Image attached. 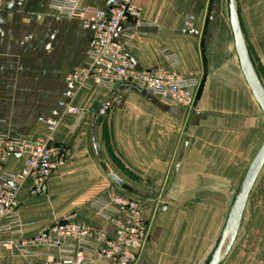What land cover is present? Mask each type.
<instances>
[{
  "label": "crops",
  "instance_id": "crops-1",
  "mask_svg": "<svg viewBox=\"0 0 264 264\" xmlns=\"http://www.w3.org/2000/svg\"><path fill=\"white\" fill-rule=\"evenodd\" d=\"M55 1L4 0L0 11V133L35 141L55 119V140L70 149L45 193L33 195L30 180L22 186L23 228L6 235L14 244L0 247V264H36L45 253L57 255V249L19 244L67 215L112 234L99 212L112 194L137 199L151 224L139 264H204L264 142V112L238 61L228 1L133 0L141 26L127 25L118 36L139 67L165 65L169 50L179 57L181 74L201 75L190 110L134 82L77 88L69 76L87 65L95 27L63 14ZM114 1L77 0L101 10ZM236 2L264 83V0ZM72 107L79 113L69 112ZM24 163L11 157L4 168L16 172ZM258 194L263 202L264 180Z\"/></svg>",
  "mask_w": 264,
  "mask_h": 264
},
{
  "label": "built area",
  "instance_id": "built-area-1",
  "mask_svg": "<svg viewBox=\"0 0 264 264\" xmlns=\"http://www.w3.org/2000/svg\"><path fill=\"white\" fill-rule=\"evenodd\" d=\"M55 7L95 27L87 65L76 67L69 76L77 88L97 85L113 89L121 83L134 82L166 104L194 108L202 84L198 72L181 74L179 57L169 50L164 51L165 65L139 67L118 38L127 25L132 29L141 26V8L133 0H115L108 10L81 7L77 0H56ZM3 8L4 0H0V11ZM68 111L79 113L74 107ZM58 127V120L48 119L45 134L35 141L0 133V247L11 248L14 243L6 235L22 231L18 206L24 183L31 181L33 195L45 193L50 177L69 157L67 145L55 140ZM11 157L25 158L19 171L5 170ZM99 204L100 214L114 229L112 234L67 215L37 235L24 239L19 246L59 250L57 255L45 253V259L36 264H139L150 238V222L142 204L118 194ZM22 249L31 255L26 248Z\"/></svg>",
  "mask_w": 264,
  "mask_h": 264
},
{
  "label": "water",
  "instance_id": "water-1",
  "mask_svg": "<svg viewBox=\"0 0 264 264\" xmlns=\"http://www.w3.org/2000/svg\"><path fill=\"white\" fill-rule=\"evenodd\" d=\"M228 1V13L233 33L234 45L238 61L244 78L250 87L260 108L264 112V83L257 71L251 55L247 38L241 23L236 0ZM103 107L98 109L100 112ZM264 169V142L258 150L250 167L248 168L232 201L223 229L216 244L204 264H221L230 252L240 231L244 214L248 206L251 193L257 180ZM109 177L118 185L123 186V181L113 173Z\"/></svg>",
  "mask_w": 264,
  "mask_h": 264
},
{
  "label": "rangeland",
  "instance_id": "rangeland-1",
  "mask_svg": "<svg viewBox=\"0 0 264 264\" xmlns=\"http://www.w3.org/2000/svg\"><path fill=\"white\" fill-rule=\"evenodd\" d=\"M263 180L264 169L249 201L238 236L222 264H264V195L263 202L258 199Z\"/></svg>",
  "mask_w": 264,
  "mask_h": 264
},
{
  "label": "trees",
  "instance_id": "trees-1",
  "mask_svg": "<svg viewBox=\"0 0 264 264\" xmlns=\"http://www.w3.org/2000/svg\"><path fill=\"white\" fill-rule=\"evenodd\" d=\"M255 65H256V63H255ZM256 68H257V66H256ZM257 71H258V68H257ZM259 73V72H258ZM260 75V74H259Z\"/></svg>",
  "mask_w": 264,
  "mask_h": 264
}]
</instances>
